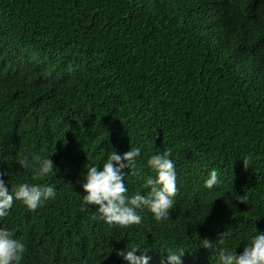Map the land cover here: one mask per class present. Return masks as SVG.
I'll list each match as a JSON object with an SVG mask.
<instances>
[{"label":"trees","instance_id":"1","mask_svg":"<svg viewBox=\"0 0 264 264\" xmlns=\"http://www.w3.org/2000/svg\"><path fill=\"white\" fill-rule=\"evenodd\" d=\"M135 147L128 195L147 191L157 152L172 154L178 193L168 220L145 210L122 228L82 207L81 183L110 150ZM36 155L55 177L21 167ZM0 173L9 189L57 190L0 220L25 243L22 264H127L119 254L134 245L150 264L178 247L192 248L183 264L239 254L264 232V0H0ZM204 238L217 249L198 247Z\"/></svg>","mask_w":264,"mask_h":264},{"label":"clouds","instance_id":"2","mask_svg":"<svg viewBox=\"0 0 264 264\" xmlns=\"http://www.w3.org/2000/svg\"><path fill=\"white\" fill-rule=\"evenodd\" d=\"M141 151V147H135L121 155L115 150H110L102 165L93 164L86 167V174L83 175L81 183L84 193L81 195L82 207L96 206L95 211L98 212L99 219L122 228L140 225L145 210L152 214L156 222L168 220L178 193L176 164L170 152H157L148 158L147 166L155 175L143 177L147 191L144 194L137 192L135 195H128L125 177L138 174L137 163ZM49 157H25L19 163L23 169L33 168L36 179L55 177L58 169ZM243 163L247 167L249 161L245 159ZM125 169L128 171L125 172ZM2 176L0 173V177ZM220 183V173L213 169L204 181V187L211 190ZM56 197L57 190L52 184L20 183L15 189H9L4 179L0 178V220L9 215L14 201H20L29 211L34 212ZM237 200L246 203L247 197L238 196ZM218 243L217 240L204 238L200 240L198 247L216 250ZM189 249L192 248L167 249L164 252L167 254L166 258L162 257L160 264H183L182 257ZM149 251L147 247L134 245L119 255L127 264H150L152 256L148 254ZM25 252L23 240L16 237L13 231L0 227V264H22ZM138 252L139 255L136 254ZM217 260L218 264H264V232H258L254 228V234L247 237L246 244L239 254L235 250L225 249L220 252Z\"/></svg>","mask_w":264,"mask_h":264}]
</instances>
